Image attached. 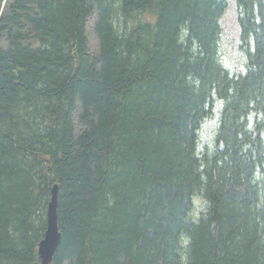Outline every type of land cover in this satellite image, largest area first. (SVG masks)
<instances>
[{
	"label": "trees",
	"instance_id": "obj_1",
	"mask_svg": "<svg viewBox=\"0 0 264 264\" xmlns=\"http://www.w3.org/2000/svg\"><path fill=\"white\" fill-rule=\"evenodd\" d=\"M234 1L239 70L228 0H0V264H42L55 185L50 264H264V0Z\"/></svg>",
	"mask_w": 264,
	"mask_h": 264
},
{
	"label": "rangeland",
	"instance_id": "obj_2",
	"mask_svg": "<svg viewBox=\"0 0 264 264\" xmlns=\"http://www.w3.org/2000/svg\"><path fill=\"white\" fill-rule=\"evenodd\" d=\"M221 23L223 31L220 40V50L223 60L232 69L239 70L244 64L245 57L239 48L240 27L238 24L237 8L234 0H228V9L221 18ZM216 123L217 115H214L213 118L207 120L203 124L200 131L201 145L211 139ZM201 205H203V202L200 199H197L195 212L199 211Z\"/></svg>",
	"mask_w": 264,
	"mask_h": 264
},
{
	"label": "water",
	"instance_id": "obj_3",
	"mask_svg": "<svg viewBox=\"0 0 264 264\" xmlns=\"http://www.w3.org/2000/svg\"><path fill=\"white\" fill-rule=\"evenodd\" d=\"M58 193L59 186L55 185L52 189V197L48 206L47 231L38 247L42 264H50L52 262L62 240V232L58 220Z\"/></svg>",
	"mask_w": 264,
	"mask_h": 264
},
{
	"label": "bare ground",
	"instance_id": "obj_4",
	"mask_svg": "<svg viewBox=\"0 0 264 264\" xmlns=\"http://www.w3.org/2000/svg\"><path fill=\"white\" fill-rule=\"evenodd\" d=\"M8 20V19H7ZM25 36V35H24ZM19 101V100H18ZM13 112V111H12ZM19 117V116H18ZM37 207V206H36ZM105 214V213H104ZM45 237V236H44Z\"/></svg>",
	"mask_w": 264,
	"mask_h": 264
}]
</instances>
